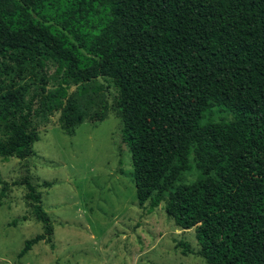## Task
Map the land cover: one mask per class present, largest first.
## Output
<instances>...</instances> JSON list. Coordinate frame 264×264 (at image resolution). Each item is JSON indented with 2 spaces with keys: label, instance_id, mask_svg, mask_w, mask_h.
Returning a JSON list of instances; mask_svg holds the SVG:
<instances>
[{
  "label": "trees",
  "instance_id": "1",
  "mask_svg": "<svg viewBox=\"0 0 264 264\" xmlns=\"http://www.w3.org/2000/svg\"><path fill=\"white\" fill-rule=\"evenodd\" d=\"M4 58L21 72L51 62L63 74L25 102L0 70L6 134L24 135L33 116L54 110L71 134L82 121L77 96L110 78L136 202L165 201L177 227L195 226L206 264H264V0H0ZM70 82L80 87L65 98ZM214 109L233 117L211 119ZM107 110L103 101L94 124ZM192 164L198 177L179 182Z\"/></svg>",
  "mask_w": 264,
  "mask_h": 264
},
{
  "label": "rangeland",
  "instance_id": "2",
  "mask_svg": "<svg viewBox=\"0 0 264 264\" xmlns=\"http://www.w3.org/2000/svg\"><path fill=\"white\" fill-rule=\"evenodd\" d=\"M8 66L13 69L5 75ZM0 70L7 84L21 87L25 102L41 86L63 83L51 62L42 70L25 64L21 72L13 59L4 58ZM79 87L70 82L65 98L77 96ZM116 97L110 78L89 82L77 96L82 121L71 134L63 129L61 110L33 116L24 135H8L0 123V264H206L198 254L195 226L177 227L165 201L153 208L136 202ZM103 101L105 118L94 124ZM209 117L233 114L214 109ZM197 177L192 164L179 182ZM36 206L48 223L36 217ZM36 235L43 238L20 255L24 242Z\"/></svg>",
  "mask_w": 264,
  "mask_h": 264
}]
</instances>
